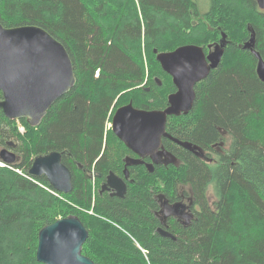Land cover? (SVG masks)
Here are the masks:
<instances>
[{
	"label": "trees",
	"instance_id": "obj_1",
	"mask_svg": "<svg viewBox=\"0 0 264 264\" xmlns=\"http://www.w3.org/2000/svg\"><path fill=\"white\" fill-rule=\"evenodd\" d=\"M208 1L201 11L198 0H0L3 26L44 28L64 44L76 75L37 126L0 109V150L11 141L16 154L12 164L0 158V264H43L39 231L67 216L87 229L81 252L95 264H264L256 55L264 60V9L255 0ZM251 35L254 46L243 47ZM221 42V61L195 85L192 109L168 117L162 144L177 162L151 171L147 157L126 166L135 154L113 133V113L129 102L163 110L176 91L157 54L186 44L208 53ZM52 151L71 171L69 193L29 173L34 157ZM125 167V194L100 192L108 174L124 178ZM188 200L182 223L168 211L174 204L181 213Z\"/></svg>",
	"mask_w": 264,
	"mask_h": 264
},
{
	"label": "water",
	"instance_id": "obj_2",
	"mask_svg": "<svg viewBox=\"0 0 264 264\" xmlns=\"http://www.w3.org/2000/svg\"><path fill=\"white\" fill-rule=\"evenodd\" d=\"M255 1L260 9H264V0ZM254 43L251 35L243 47L252 48ZM223 47L221 42L205 53L199 45L186 44L157 54L163 70L172 77L176 91L169 96L168 106L163 110L137 108L132 102L115 110L110 127L136 155L126 158V166L140 164L147 157L152 162L148 165L151 171L154 164L177 162L162 144V139L169 137L166 132L168 117L192 109L196 98L195 85L218 66ZM256 55L257 74L264 81V60ZM75 81L70 54L52 34L34 24L5 27L0 23V109L7 118L25 119L30 126L39 125L47 110L74 86ZM14 147V143L9 141L7 147L0 150L4 163L15 162ZM29 173L46 176L55 191L69 193L72 190L71 171L62 163L61 154L57 151L34 157ZM128 176L126 167L124 178L109 173L100 192L110 190L122 197ZM161 235L171 237L166 231ZM87 237L88 231L77 216L59 218L40 229L36 259L43 264H95L81 252Z\"/></svg>",
	"mask_w": 264,
	"mask_h": 264
},
{
	"label": "flooded vegetation",
	"instance_id": "obj_3",
	"mask_svg": "<svg viewBox=\"0 0 264 264\" xmlns=\"http://www.w3.org/2000/svg\"><path fill=\"white\" fill-rule=\"evenodd\" d=\"M134 157H136V155L134 156ZM109 192H111L110 190H109ZM112 194V193H111ZM189 199V198H188ZM185 201H187V199H185V200H183L182 202H181V204L182 205H185ZM189 201V200H188ZM166 205V204H165ZM177 205H180V204H177ZM190 205H191V201H189V205H186L185 207L184 206H179V208H180V210H182L183 209V211H181V213H176V211H174L173 210V208L172 207H174V204H170V209H169V211L168 212H170V215L172 216V217H174V218H176L177 220H179V221H181L182 223H185L186 222V220H187V215L186 214H188L189 212H188V207H190ZM188 212V213H187ZM174 213H176V214H174ZM169 217V216H168ZM160 218H161V216H160Z\"/></svg>",
	"mask_w": 264,
	"mask_h": 264
},
{
	"label": "rangeland",
	"instance_id": "obj_4",
	"mask_svg": "<svg viewBox=\"0 0 264 264\" xmlns=\"http://www.w3.org/2000/svg\"><path fill=\"white\" fill-rule=\"evenodd\" d=\"M200 3V9L201 11H206L209 8V1L208 0H198ZM209 195L213 196L212 190L210 189ZM213 197H211V200Z\"/></svg>",
	"mask_w": 264,
	"mask_h": 264
},
{
	"label": "built area",
	"instance_id": "obj_5",
	"mask_svg": "<svg viewBox=\"0 0 264 264\" xmlns=\"http://www.w3.org/2000/svg\"><path fill=\"white\" fill-rule=\"evenodd\" d=\"M18 129H19L20 132H23L24 131V127L22 125H19L18 126Z\"/></svg>",
	"mask_w": 264,
	"mask_h": 264
}]
</instances>
